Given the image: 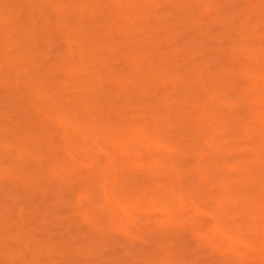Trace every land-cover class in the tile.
<instances>
[{"label":"rangeland","instance_id":"374dc122","mask_svg":"<svg viewBox=\"0 0 264 264\" xmlns=\"http://www.w3.org/2000/svg\"><path fill=\"white\" fill-rule=\"evenodd\" d=\"M143 1L144 0H128V1L127 0H17V1L16 0H0V62L2 63L0 66V77L1 75L2 77L4 75L8 76L7 77L8 82H6L7 84H3L0 81V115H1L0 116V145L1 143L3 144L2 147H0V168L4 167L5 165H7L5 167H8L9 165H11L10 167H8V169H6L8 172V175H10L9 177H7V174H5L6 173L5 171L3 172L2 168L0 169V174L1 175L3 174V176H1L0 178H3V177L7 178V180L3 179L5 183L1 182L2 180L0 181V183H3L0 185V203H2V205H0L1 206L0 207V235L1 233H2L1 236L4 235L1 230L3 231L5 230L4 233L5 235L7 234L6 238L9 237L11 234L20 235L19 234L20 232L19 233L17 232L23 227H24L23 228L24 230H28V229L30 230V231H27L28 233L30 232V235H29V238H27L26 240L27 243L25 242L28 245V246L26 245V248H25L24 243H20L19 240H17L19 241L18 242L19 244L17 243L14 244V239H10L12 236H10V238L7 239L8 241L11 240L10 241L11 243L10 242L7 243L6 241L5 244L2 245V246H5L6 248L3 247L4 248L3 249L2 246H0L2 248V250L0 251V256H1L0 264H28L27 262L28 258L31 260V263L29 260L30 264H157V263L160 264L161 262L160 259H162L161 264H175V261L177 259H179L180 261V259L184 260L185 258H191L195 256L196 252H198L197 250L198 247L190 244L189 243L190 239L186 241L187 237L186 238L183 237L184 235L189 236L192 233L189 231V229H185L184 226H181V228H178L175 232V234L179 237L178 240H180L178 243H180L182 249H184V252L182 251L181 253H178V254L171 253L170 255L168 254L166 255L161 250L160 247L156 246L157 242L152 243L150 241H147L148 240L147 238L150 237L152 233L156 232L157 230H160L163 232V233L160 232L161 234L159 235L160 241L162 242L164 241V244H165L166 239H169V238H166V234L164 233L165 229L160 228L161 222H166L167 220L163 218V215H162V212L164 211L163 205H160L161 202L159 203V201L158 203L156 201L155 205L150 204V203L148 204L147 202L151 201L150 197L153 198L154 195L156 197L158 195L162 197L163 188H164V192H167V190L169 191V189L167 188L168 186L165 185L166 186L165 187L163 184L167 182L168 176L169 177L175 176L174 174H170L172 170L168 172L171 169V168L170 169L168 168L172 166L171 164H178L180 165V168L184 167V165H185V168H187L188 165L190 166L197 165L196 164L197 162L194 160V158L191 156L190 152L188 151L189 150L187 148L188 144L190 146V144L192 143L191 145H193L194 148H196L198 144L201 145V143H202V146H204L203 144H205L204 142L207 137H208V140L209 139L212 140V138H214L215 136L216 139L214 138L213 143H215L218 146L225 144L224 146L223 145L220 146L222 147V150L225 147L227 148L235 147V148L241 149L243 146H245L243 141L239 140L237 136H235L236 138H234L232 135L236 131L237 128L241 130L243 128V125H245L248 129H250V131L251 130L253 131L256 128L257 132L255 131L254 138L256 137V133L263 132L261 131V129L264 130L263 128L264 127V118H263L264 112L262 113L261 111H264L263 109L264 107V104H263L264 103V86H263L264 83L263 82L264 81L259 80V79L258 80L255 79L254 84L250 85V87H248L249 90L246 89L247 92L245 93V97L247 98L246 106L248 110H250L251 112L244 113V111H241L239 121L237 120L235 121L234 119H226L223 121V122L226 121L225 123H228L226 125H229L232 128L235 125L234 127L235 130L233 129L234 132H232L233 130H231L230 132L231 134L228 131H225L224 133L222 132L223 134L222 133L218 135L214 134V136H212V134L210 133L212 132L214 126L210 127V129L212 128L211 132L209 131L210 133H208L207 129H204L202 127L203 129H200V131L196 130L195 133L194 131H192V133L187 132L186 134H184L185 132L182 131V129L180 128V125L174 122H177L175 117L179 115L177 114V111L179 113L185 112L184 114L186 116L194 120L193 118L202 115L201 114L203 112L202 109L206 107L207 103L209 104L211 103L210 105L212 107H218L221 110L222 114L224 115L227 114L228 111L231 109L228 107H224L225 103L222 102L221 99L224 97L223 99H225L226 103H234L237 90L239 89L236 87H240L241 85L244 86L245 84H247V83L242 82L244 79H236V77H234V75H237L240 73L241 71L239 69L240 67L241 69L243 68L244 71L246 70V72H249L250 74L252 72L254 73L253 70H255V73L257 71L256 75L254 74L256 78H258L261 74H263L264 76V57H263L264 55V52H263L264 51V26H263L264 25V22H263L264 21V6L259 7L258 2L260 3L261 0L260 1L259 0H238L239 2L238 5H237L238 2L234 0L235 5H236L234 9L237 8L238 6V8L235 9V11L239 10L241 13L236 14L237 18L236 17H235L236 19L234 18L235 24H232L234 25V27H231L230 24L227 25L226 22L229 21L228 19L232 15V12H231L232 6H230V4L232 3L233 0H230L231 1L230 3L227 2L228 0H158L157 2L155 1L153 5L151 3V7L148 6L150 8L146 6L148 3L147 4L145 3L146 5L145 4L143 5V7L146 6L145 8L147 9L145 11L147 12L146 14L143 13L144 10L141 9L142 7L140 8V5L142 4ZM90 2H94L93 6H91ZM180 2L183 6L182 7L183 11L184 10L187 11L186 13H183L182 15L180 13L181 10L177 11L174 9V7L178 8ZM118 3L121 6H117L116 4ZM89 4L91 7L87 8L86 6H89ZM95 4L97 5V7ZM99 4H101L100 5L101 7L104 6L103 13L105 16H103V13H101L100 11L98 12L99 7H100ZM262 4L263 3H261L260 6ZM94 5L97 9L94 8ZM207 5H209V7ZM180 6H179V9H182L180 8ZM43 7H46L47 9L44 8V11L40 12L43 9ZM101 7H100V10H102ZM204 7L206 8L208 7V9ZM131 9H134V10L136 9L135 14H134V10H133V13H131L132 12ZM137 9L141 10V13H139ZM254 9H257V10H254ZM45 10L47 11L45 12ZM128 10L131 12H129ZM108 12L111 14L109 15ZM120 12L126 13L124 15V18H120L121 16V15L119 16ZM19 13H20V16H19ZM30 13L32 15H30ZM187 13L190 14L188 15V17H190V19L188 18L190 22H192V20L194 19L193 21L196 23L195 25V23L193 22L194 27L187 23L188 20L187 21L186 19L184 20ZM140 14H143V15L140 16ZM233 14H235V12H233ZM110 17H113L112 20L114 19L115 20L117 19V20L116 21L114 20L115 21L114 22L111 20ZM139 17L141 18L139 19ZM232 18H230V20ZM242 22L243 24H245V26L241 25ZM28 25H31V28L30 26L27 27ZM26 28L30 30V32L26 30L28 32L27 37L29 38H28V41L25 43L29 45L28 47L30 48L28 49L27 47L26 48L24 47L25 43L23 42L25 40L24 37L26 33L24 34V31ZM44 28L46 29L44 30ZM85 29H88V30L90 29L89 32H91V35L92 34L93 35L95 34V35L90 37L89 32L88 31L86 32ZM91 29L93 31H91ZM84 30L86 33H88L90 38H93L94 41H98V42L92 43L93 40L89 41L90 39L87 37L88 35L86 34V37L84 35L85 33ZM49 31L50 33H48ZM80 31L82 35L84 36L80 34ZM42 34L43 36H46V34L49 36L50 34V36L48 37L49 39H47V37H44L46 38L45 40L43 36L41 37ZM33 35H36V36H34L33 38ZM20 39H22V42L20 41ZM83 39H85V41ZM244 39H245V42H244ZM16 40H19L22 44L20 42H19L20 44H16L18 43ZM248 40L253 41L254 44L252 42H249ZM87 42H88V45L90 44L89 47L87 45ZM248 42L250 44L252 43L255 46V49H253L255 51H257L256 49L260 50L261 48H263V50L261 49L260 51L258 50L259 52L257 51L260 56L258 55V53H256L257 57H255V59L257 58L259 60L260 58L259 62H257V59L256 61L254 60L253 57L255 54H251L249 52L250 48L248 44L246 46H248L249 49L246 50L245 48L246 46L244 47V44ZM134 43H136V47H134L135 46ZM94 44L95 46H93ZM253 45H251V47H254ZM10 46L12 48L11 50H9L10 52L7 53L6 50L10 49ZM236 47L239 48L238 51ZM245 50L247 51L248 54H243ZM253 50L250 49L251 52ZM146 51H147V54L149 53L148 55L146 54L149 57V59L151 61L153 60L152 64H149L148 62L150 60L147 57H145ZM253 53L255 52L253 51ZM127 54H128V57H126ZM130 54L133 55L132 58L129 57L131 56ZM250 55H253V57L250 58ZM134 56L137 59V60L135 59L136 63H132L133 65L129 66L128 61H130L131 59H134L135 58ZM161 57L162 58L165 57L163 59L164 66L161 65L162 68L164 67V69H162L161 66H159V68L163 70L162 72L165 75L160 76L161 72L159 73V72L154 71V74H156L154 78L153 75L151 76V74L149 75V73L152 72L153 68L154 69L157 68L155 67L156 65H154L153 63L157 64L158 62V64L160 65L159 62L162 60ZM31 59L33 60L35 59L34 62ZM69 59H70V62L67 63ZM165 59L167 60V62L165 61ZM210 59L213 61L215 59V61L213 62ZM71 60H72V63H71ZM7 61H8V64H6ZM208 61H211L212 64L211 62H208ZM233 61L236 63V64L234 63L236 66L234 64L231 65ZM253 61L255 62V64L253 63ZM63 62H65L64 63L65 66L63 65L64 67L63 66L61 67V63L63 64ZM31 63H33V65ZM148 64L154 66V67L150 66L149 68H151V70L148 68L149 71L147 69V66H149ZM222 64L224 65L227 64L228 65L227 68L229 69V71H231L230 73L229 72L226 73V74H230L227 76L228 78L226 77V75L219 76L218 78H217L218 75L216 77L214 75V78L211 79L210 77L212 75L210 74V72L212 74H218V73H215L214 70L216 71L220 69L221 71L222 70L221 67L224 66V65L222 66ZM241 64H243V66ZM218 65L221 67H219ZM198 66L199 67L202 66L204 70H206L207 72L204 71L205 73L204 74L203 72H201L202 69L201 70L198 69ZM224 68L226 70L225 66ZM250 68L252 71L250 70ZM108 69H111V71L115 73V75L110 74L109 76L110 80L109 78H107L108 76L105 75L106 73H108L107 72ZM161 70H157V71H161ZM145 73H147V75H145ZM157 73H159L160 75L158 74L157 76ZM222 73L225 74L223 71H221V73L219 74L222 75ZM148 75L153 77V79L151 77H146ZM169 75H171V77H174L173 81L169 80L171 79ZM224 76L227 79H225ZM119 77H123L124 79H122V81L120 80V82L118 83ZM167 77H170L168 81H167ZM38 78H40L39 81H37ZM221 78L223 80H221ZM165 79L168 83L165 81H162ZM27 80L30 83H31V80H33L31 84L32 85L31 87H33V91L31 90L32 88L30 89V83L28 85ZM48 80L51 81L52 83H50ZM195 80H196V83H195ZM214 80H215V85L216 86L218 85L216 88L213 87ZM45 82L46 84L44 85L43 83ZM216 82H218L219 84ZM224 82L226 84L228 82L230 85L227 84V86L224 87V85H222ZM234 82H235L234 85L236 87L234 86L235 88H231L233 87L231 86V84H233ZM135 84L137 86L139 84L140 87H137ZM165 84L166 85L168 84V85L166 86ZM94 85H95V89L97 88L96 89L97 93H93L95 91V89L92 88L94 87ZM43 86L45 87L48 86L46 87V91L43 89L44 88ZM56 86L59 90L55 88ZM219 86H223L222 87L223 89H219ZM59 87H62V88H59ZM134 87L144 89L143 92L145 94L144 95L141 94L142 96L137 95V97L136 95L134 96V94H137V92H135L136 90L134 91L135 89ZM17 89L23 90V91L22 90L19 91V93L22 92L20 93L21 95L19 93H17L18 96L12 95V92L14 90L18 92ZM52 89H57V91L56 90L52 91ZM156 89L158 90L160 89V91ZM240 89L242 90L243 87ZM10 90L12 92H9ZM38 91L40 92V96H42V94H45L48 96L49 94V98L51 97L52 98L51 100H53V102H60L62 104L64 111H66L67 109H72L73 110L72 113L74 115H77L76 119H73V120H76V122L73 121V123H77L78 121L79 123H81L80 126H86L87 124L92 125L93 123L92 117L98 116L99 117L98 120L101 121V123L105 124V126L104 125L102 126L104 127L103 129H107L109 127L107 129V131H109V129L112 130L116 126L117 131L114 130L116 132L114 135L116 137V138L114 137V143L118 141L119 142V143L117 142L119 144L118 147L115 150H112L113 142H111V140L108 141L109 138L108 140H106L107 138L103 136L91 135L90 137L92 138L89 137V139L86 140V137L84 135L85 133L84 134L80 133L77 139H74L70 135L73 141L76 140L79 143H81L80 147L78 148L74 147L75 149H73L71 153L69 151L65 152V149H64L65 142L67 144V141L71 139L69 138V140L63 141L64 139L61 134L63 130L67 132L68 134L69 133L68 131L70 130H67V129H70V128H67V126H65V128L63 129L64 124L62 125L60 123L61 120L56 118V115H55L56 113L54 112L52 107L49 105V103H46L47 101L46 99L42 98L45 102L40 101L39 103V101H37V97L35 93ZM145 91L146 92L156 91L155 92L156 95L151 93L152 95L150 94L151 97L149 98V96L146 95ZM42 92H45V93H42ZM219 92L222 94H219ZM240 92L238 91V93ZM258 92H259V96H258ZM114 93H118L117 94L118 98L120 96L119 95L120 93L121 97L119 99L122 98L121 101L123 102L124 100L126 101V103L119 102L118 104L116 103L117 105H115L114 99H111L108 101L112 102L114 100L112 103L117 108L118 106H120L119 108H122L121 107L122 105L120 103H122L123 105L126 104L125 106H127L126 107L127 110L122 108L123 110H125V112H123L122 109H120L119 112L118 111L116 112L115 110H117V108L114 106H112V108L114 107L115 109V110L112 109V111L114 112L109 111V109L107 108L109 104L105 103L104 100L107 101V99L112 98L111 95H113V98H115L117 95L115 96ZM219 95L222 98H220ZM132 96H133V99H132ZM211 96H213L214 98L211 99L210 98ZM14 97H18L16 101ZM125 98L127 99L129 98V100L127 99L125 100ZM130 99H132V101ZM129 101L131 103H128ZM151 101L152 102L154 101V102L150 103ZM167 103L173 104V106L175 105L173 107L174 109L173 111L176 112V114H173V118L170 120L166 119V116H164L166 114H169V110L165 109ZM39 105L40 106L42 105V108L46 110V115L42 118L37 113V107ZM84 105H89L95 108H97L98 106L101 108L104 105L103 107H106V108L102 110L101 109L96 110L95 115L92 116L89 112L83 109ZM111 105L112 104L110 103L109 107H111ZM65 107H67V109ZM49 108H51L53 111H50ZM148 110L150 114L148 113ZM151 110L152 111L154 110L153 113L155 117L151 114L150 112ZM120 111H122L123 114L120 113ZM60 115H62V113ZM150 116L152 118H149ZM32 122L34 123L32 124ZM115 122L117 123L118 126L115 125ZM235 123L238 125H236ZM113 124H114V127H111V125ZM172 125L174 128L172 127ZM76 126H78V124H76ZM155 127H156V130H155ZM170 127L173 129H170ZM168 128L172 131L170 130L168 131L167 130ZM2 129L5 131L2 132ZM140 129H142V131L145 130L144 133L154 132L155 136L153 134H149V136L150 135L153 136L152 139L153 140L156 139L157 140L156 144L160 145V146H157L159 147L158 150H153L150 153L148 152L149 154L148 156L145 155L147 154L146 153L147 151L145 152L144 150L145 154L143 153L144 156L142 155L143 161L141 159H140L141 161L140 160L138 161V157L135 155L136 151L138 150L137 149L138 147L136 146L137 143H134L135 142L134 139L136 137L135 138L133 137V134L138 133L139 135V133L141 132ZM148 129H150V131ZM159 130L161 133H158ZM239 130H237V134L240 133ZM65 132L64 134H66ZM29 133H31L30 134L31 136H29ZM36 133H39V134L37 135ZM36 135L37 136L40 135L41 141H39V139H36L37 137ZM147 135L148 134H146L145 136ZM2 140L3 142H1ZM112 140H113V136H112ZM35 141L37 142L35 143ZM223 141L225 142L223 143ZM166 142L168 144L170 143V145H173L172 148H177L178 150L182 149V151H184V155L186 153L187 157L191 156L190 159L188 158L187 161L184 160L183 163L185 164L182 166L183 158H185L186 156L183 158L180 156L183 154V152L182 154H179V153L177 154L176 152L172 154H168L167 151L163 152L164 151L163 145L165 146L167 144ZM228 142L230 143L228 144ZM37 143L40 144V147H39V144ZM70 144L74 146L76 145L79 146V144H77L76 142L74 143L71 142ZM91 146L92 148L94 146L93 153L92 151H90L92 154L87 155V151L90 149ZM211 153L212 154L210 155V157L212 156L211 159L213 160L216 156L217 157L219 156V155H216L214 157L213 153L215 154V151ZM221 154H223L222 157L226 155L224 153H221ZM51 157H54V159H52ZM210 157H207V160L203 163L204 166L203 165L201 166V168L204 169L205 174L206 172L210 171L209 169L210 167L208 166L209 164L211 165V163H209ZM226 157L227 156L221 159V155H220L218 158L219 160L220 159L228 160L226 159ZM246 157L247 159H251V162H253L254 158H252L253 157L252 153L247 154ZM146 158L149 160L148 162H150L151 167L148 165L146 166L145 164L147 161ZM227 158H229V156ZM238 158L233 157L232 162H235V161L237 162L238 160L243 159V158H239V159ZM39 159L44 161V163H42L40 166L38 164ZM48 159L49 161L53 160L52 163L58 166L57 167L55 165L57 167L58 172L66 170L65 169L66 164L63 166L64 164L63 162L67 161L68 164H72L70 172L73 173V170L79 171V172L81 171V173H85V174L87 173V175L100 173L101 172V170L99 169L100 165L105 164L106 163L105 161L108 159L111 160L113 164L115 165L116 163L117 164L126 163V167L128 166V168L124 169L125 170L124 176L125 178L126 176L127 178L130 177L129 182L131 186L129 185V183H127L128 181L126 182L124 181L125 182L124 185L127 184L130 186V187L125 186L126 188L125 190H127L128 188L130 189L132 187L135 188V190L136 189L139 190V187H140V191H141L142 189L144 190L143 184L146 183L147 185L146 187H148L145 189L146 192L144 191L145 192L144 194L146 195L145 196L144 194L141 195L144 198V200L142 199V197H141L142 200L141 199L139 200H140V203L142 201V204L148 205L147 207L144 205V208L145 207L147 208V209L145 208L146 209L145 212H154V219L153 218L148 219L146 220V222L140 223L137 220L138 217L135 215L138 213H141V209H138L136 211L134 210L135 212H138V213H135L133 211L131 212L130 209H128L127 211L125 206L122 209L118 208L116 210H113V208L109 206V207H106L104 210L103 208H100L99 206V203L101 202L100 200L95 201L93 199V201L90 202V200H88L90 195L93 196L96 193H99V195L102 196V192L104 191L105 186L102 187L101 184L107 185V182H105V179L101 180L100 182L96 180L93 182H90V181L82 182V180L79 179L81 177V173L79 172L76 174H72L70 177H69L70 175L69 174L68 175L69 178L67 179L61 176L60 179L64 178L65 184L64 182L62 184L60 180L58 181L55 180L58 182V184L61 183L62 185H59L58 186L59 188H58L57 182H56L54 185H52L53 186L52 189L55 192L59 190L58 194H60L61 196H59L58 194L57 195L58 197H60V199L63 202L62 204L60 203V201H58L57 204L60 203L62 204V206H56V203H54L52 198L50 197L52 194L50 195V191H47L50 187L49 186L50 182L48 180V177L49 178L53 177V174H55L54 172L56 170L55 169L54 171H50L51 165H48L49 164V162L47 161ZM12 160H14L13 166L12 164L9 163ZM41 160H40V163L42 162ZM73 161L75 162L73 163ZM127 163L133 164L135 167H138L137 165L140 163V165L144 168L143 170L138 171L136 174H134L136 175L134 176L131 173L129 164ZM160 163H162L161 166H160ZM164 163L165 165H163ZM152 164H154V166ZM27 166L30 169L32 168V170L33 168L40 169L41 167L43 172H39L40 175L39 174L37 175L34 173V170L32 172L30 171V174H32V177L29 176L30 180L28 179L29 180L28 182H24V183L22 182L23 185L22 187H20V185H18L17 182L19 181L18 179L21 176L20 175L21 172L25 170ZM152 167H153V170L156 169L158 171L159 169L160 170L159 173L157 172L158 174H155V172L152 171L154 172V175L152 177L151 175L146 176V178H144V176L142 177V175H144V172L149 169L152 170ZM15 168L16 170L18 169L17 170L18 172L20 171L19 174L15 173L16 172V170H14ZM256 168H257V165H255V167L253 166L251 170L255 171ZM11 171L12 173H15L13 174V177H12V173L10 174ZM250 171H247L248 175ZM25 172L26 170L22 172L23 173L22 176H24ZM63 172L61 173L64 175ZM118 172H121L120 169L118 170ZM78 174L80 175L77 177L76 175ZM128 174H129V177H128ZM138 174H141V175H138ZM250 174L254 175L253 173H250ZM15 175L19 176L17 177L18 179L16 178L17 181L14 179ZM203 175L204 174H202V176ZM208 175L210 177V173ZM131 176H133L134 179L131 178ZM55 177H56V174H55ZM8 178L11 181H9ZM23 178L25 179L26 177H23ZM23 178L20 181L22 180L25 181ZM196 178L193 179L192 177L190 180H187L186 183L188 184L189 182V184L184 186L185 188L188 187L189 191L188 189L186 190L184 188L187 192L190 193L191 190L193 189H195V192L198 190L204 191L205 189H207V190L214 191L215 194L219 193L217 192L218 189L216 190L214 188L212 190V187H211L212 182L211 181L209 182V180L212 178H210L209 180L207 178H201L203 179L202 181H200L201 179L199 180ZM12 179H14L13 183H12ZM174 179H170V181H173ZM175 180L177 181V178ZM196 180H198L199 182ZM147 181L148 182L152 181L153 183L151 182V184L148 185ZM159 182H162L161 184L164 186L161 190V193H158L160 191L157 192V190H159L158 189L159 187L158 185L160 184ZM194 182H198V184L202 182L205 185L202 184V186L201 185L198 186V184ZM9 184L15 185L16 189L13 190L12 188L13 185L9 186ZM119 184H120L119 180H118V183H115V184L110 185V183H108L107 188L112 187L110 188L112 190V189H115L117 185L119 186ZM171 184H168V185H171ZM142 185H143V188L141 187ZM162 185L160 186L162 187ZM172 186L174 187V185H171V187ZM205 186L209 188H206ZM8 187H11L12 189L11 192H10L11 189L9 190ZM18 187H20V189H18ZM149 187H152V189H150ZM6 188L9 190L7 191L8 194H6L7 193ZM3 189H5V191ZM123 189L124 187L122 188V190ZM77 190H79L80 192L82 190V192L79 194L77 193ZM125 190H124V193H126ZM138 190H136L135 193L133 194L132 192L133 190L131 189L130 190L131 192L129 191L128 194L129 195L133 194L134 195L133 198L136 199V197L138 196L136 192H139ZM148 190L149 191L151 190L152 193L155 191V194H152L153 196H151V192H149ZM207 190L204 192L202 191L205 194H201V197L203 195V198H205V200H202L203 198L198 199V202L200 200V203H201L200 208H203V211L205 212H206L205 208L208 209L207 207L210 208L213 205V200H210L211 198H209L210 204L204 203V201H206V203L208 201V198L206 199L205 196L206 195L207 197L208 195L209 197L215 196V194H213L214 192L210 193L209 191L208 193ZM218 191H221V190L219 189ZM44 192L49 193V195L45 194ZM193 193L194 191H192V194ZM221 193L223 196V192ZM76 195L77 196L81 195V197L79 196L80 199H78ZM166 195L168 194L164 193L163 197L164 199L167 198L165 200L168 201L171 197H169L168 199V196ZM131 196L132 195H130V197ZM169 196L171 195L169 194ZM54 197L55 196H53V198ZM58 197L57 199L59 200ZM30 198H33L35 200H33L32 202ZM184 198H187V197H184ZM187 199H189V197ZM185 200L186 199H184L183 203L188 205L189 201L187 200L188 201L187 203V201ZM3 204L5 205L8 204V205L5 208L4 207L5 205ZM30 204L32 206H30ZM216 204H217V201H216ZM33 207L35 208V210L33 209ZM212 207H214V205ZM221 208H219V211L223 209ZM211 209L212 208L208 209L207 211H210ZM36 210L37 212H34ZM125 211L130 217L126 215V213H124ZM31 212H34V213H31ZM96 212H99L100 215H103L101 219L105 218L104 215H106V213H109V212L112 213L111 217H113L114 215H117V216L115 217V220L113 218V220L111 221L108 220L110 218L109 217L107 220L110 221V223H107L108 221H106V218L104 220L102 219L103 220L102 225H99L97 223L98 221L95 220ZM181 212L184 213L183 211ZM244 212L245 211H243V213ZM10 213L13 216H11ZM263 213H264V210H263ZM74 214L76 215L78 214L82 216V221L81 220L80 221L81 223H84V225L81 224L80 222L78 223H80L81 225L77 223H76L77 225H75V226L80 225L81 229L79 226L77 228L70 226L71 228H69V225H70L69 218L70 217L72 218ZM200 215L201 214H199L198 217ZM10 216L13 219H9ZM84 216L86 217V219L84 218ZM188 216H190V214ZM75 217L73 218L75 219ZM195 217H197L196 214L194 218ZM17 221H18V224H17ZM244 224L241 223L242 227ZM259 225L261 224L259 223ZM17 226L20 228H18ZM15 227H17L18 229H16ZM26 227L28 229H25ZM120 227L123 229L125 228V230L130 233V238L132 239V241L129 242V240H126V238L122 239L121 238L122 236L118 237L119 236L118 229H120ZM242 227H241L240 232H242V234H245L246 229L245 228L243 229ZM73 233L80 237L79 239V237L77 236L78 242L82 241L83 244L89 243V245L91 243V246L92 245L95 246L98 244L97 248L96 246L94 247L96 248V250L94 249L92 252L89 251L90 253L85 252L87 254H84V252L81 251V256L79 255L80 252H78L79 251L78 250L76 251V253L78 252L79 254L76 255L74 252L75 250L74 248H76L77 246L74 245L73 243H70L71 241H69L70 246L69 244L67 245L68 240H70L68 236H70L69 234H73ZM248 233L249 232L247 231V237L249 236ZM24 235L27 236L28 234L25 233ZM48 237L50 239H47ZM111 237H114V238L117 237L118 239H121L120 241H118L120 247L119 248L117 247L116 250L114 249L115 253L113 252L114 251L113 248L106 246L107 244L108 246H110L109 243H111V240L113 239V238L111 239ZM193 238L198 239L196 238V236H193ZM2 239H5V238H2ZM66 239L68 240L66 241ZM3 241L2 242L0 241L1 244L3 243ZM38 241L45 242L46 244L54 241L55 243H57L56 246L61 242L60 243L61 245L59 244L60 246L58 245V247H54L55 244L54 246L51 245L52 247H54L51 251H49L50 249L45 250V247H44V250H41L43 249L41 247L40 249L38 248L39 250H37L36 252L32 254L33 246L35 247V249L39 247L37 245ZM129 243H130L129 246L131 247L129 250H126L125 245ZM23 245L24 247H22ZM51 246H48V247L52 248ZM103 247H105V249ZM258 247L260 248L259 250L262 253H264L263 252L264 246L263 248H261L262 246L261 247L258 246ZM28 248H30V250H28ZM110 248L113 251H111ZM10 249H13L14 252L12 253L9 252L7 255L6 252L7 250H10ZM231 249L233 248L231 247ZM243 249L245 248H242V252L247 251L246 250L247 248L244 251ZM61 250H62V253H59ZM247 252H244V253H247ZM252 252H254V249L252 250ZM259 252L255 251V253H259ZM101 253H103L104 256ZM255 253H252V254L256 255ZM2 255H5V256L2 257ZM258 255H259L258 257L259 259L257 258ZM118 257H122L121 263L120 262L115 263ZM263 257H264V254H257L256 255L257 260L255 259V256L253 260L254 259H255L254 261L261 260V264H264V262L262 263L263 260L260 259ZM256 264H259V263L256 262Z\"/></svg>","mask_w":264,"mask_h":264},{"label":"bare ground","instance_id":"6f19581e","mask_svg":"<svg viewBox=\"0 0 264 264\" xmlns=\"http://www.w3.org/2000/svg\"><path fill=\"white\" fill-rule=\"evenodd\" d=\"M17 1V0H16ZM128 1V0H127ZM155 1L157 2L158 0H144L143 2H142V4L140 5V8L142 9V10H144L143 11V13L144 14H146L147 12H145L147 9L145 8L146 6L148 7V6H150L151 7V3H152V5H153V3H155ZM235 1H237L238 2V0H235ZM235 1L233 0L232 1V3L230 4V6H232L231 8H232V10H231V12H232V15L234 16H232L231 15V17L230 18H232L231 20H230V18L228 19L229 21L228 22H226L227 23V25L228 24H230V26L231 27H234V25H232V24H235L234 23V20L237 18V15L236 14H240L241 12L239 11V10H237V11H235V9H237L238 8V6H237V8H235L234 9V7H236V5H235ZM260 1V0H259ZM228 3H230L231 1L230 0H228L227 1ZM236 2V3H237ZM91 3V6H93V3L94 2H90ZM147 5H146V4ZM234 3V4H233ZM261 3H263L261 6H260V4ZM88 4V3H87ZM86 4V5H87ZM122 4V3H121ZM146 5V6H144L143 7V5ZM239 4V2L237 3V5ZM258 4H259V7H263L264 6V0H261L260 1V3L258 2ZM48 5H50V4H48ZM73 5V4H72ZM96 5V4H95ZM95 5H94V8H96L97 7V5H96V7H95ZM101 4H99V6H100ZM117 6H121V5H119V3L118 4H116ZM181 5V6H180ZM71 6V5H70ZM90 6V4H89V6H86L87 8H90L91 7ZM179 6H180V8H182L183 6H182V4H181V2H180V4H179ZM179 6H178V8H175L174 6V9L175 10H177V11H180V13H181V15L183 14V13H186L187 11H183V8L182 9H179ZM208 7H209V5H207ZM101 7V6H100ZM100 7H99V10H98V12L100 11L101 13H103L104 12V6L103 7H101V9L102 10H100ZM150 7H148V8H150ZM208 7L206 8V7H204V8H206V9H208ZM44 8L45 9H47L46 7H43V9L40 11V12H43L44 11ZM105 8H106V6H105ZM135 8V7H134ZM145 8V9H144ZM97 9V8H96ZM179 9V10H178ZM92 10V9H91ZM94 10V9H93ZM130 10V9H129ZM128 10V11H129ZM133 10L134 9H131V11H129V12H131V13H133ZM136 10V9H135ZM135 10H134V14H135ZM138 10V12L139 13H141V10H139V9H137ZM205 10V9H204ZM234 10V11H233ZM245 10V9H244ZM254 10H257V9H254ZM47 10H45V12H46ZM248 11V10H247ZM137 12V11H136ZM137 12V13H138ZM233 12H235V14H233ZM237 12V13H236ZM239 12V13H238ZM138 13V14H139ZM190 13V12H189ZM192 13V12H191ZM108 14L110 15L111 13H109L108 12ZM126 13L125 12H120V14H119V16H120V18H124V15H125ZM29 15V14H28ZM30 15H32L31 13H30ZM141 15H143V14H140V16ZM188 15H190V14H186V17L184 18V20L186 19V21H187V23L189 24V25H192L193 26V20H192V18H191V20H192V22H190V17H188ZM18 16V15H17ZM19 16H20V13H19ZM103 16H105L104 15V13H103ZM123 16V17H122ZM139 16V15H138ZM244 16V15H243ZM30 17V16H29ZM144 17V16H143ZM143 17H142V19H143ZM236 17V18H235ZM111 18V20L113 19V17H110ZM141 17H139V19H140ZM189 18V19H188ZM235 18V19H234ZM110 20V19H109ZM115 20V19H114ZM114 20H112V21H114ZM117 20V19H116ZM115 20V21H116ZM233 20V21H232ZM20 21H21V19H20ZM19 21V22H20ZM111 21V22H112ZM114 21V22H115ZM142 21V20H141ZM231 21V22H230ZM110 22V23H111ZM236 22V21H235ZM244 22V21H243ZM243 22H242V24L241 25H244L245 26V24H243ZM264 22V21H263ZM190 23H192V24H190ZM195 23V22H194ZM245 23V22H244ZM195 25H196V23H195ZM240 25V26H241ZM30 26V28H31V25H28L27 27H29ZM243 26V27H244ZM264 26V25H263ZM194 27V26H193ZM46 28H44V30H45ZM26 30H28L27 28L25 29V31H24V34L26 33V35H25V37H24V43L25 42H27L28 41V38L29 37H27L28 36V32L26 31ZM86 30V32L88 31H90V29L88 30V29H85ZM85 30H84V32H85ZM127 30V29H126ZM138 30V29H137ZM29 32H30V30H28ZM83 31V30H82ZM91 31H93L92 29H91ZM135 31V30H134ZM69 32V31H68ZM84 33V35H85V37H86V34L88 35V33ZM138 32V31H137ZM48 33H50V31L48 32ZM47 33V34H48ZM70 33V32H69ZM127 33H128V31H127ZM30 34V33H29ZM33 34V33H32ZM46 34V36H43V34L41 35V37L43 36V38L44 37H47V39H49L48 37L50 36V34H49V36ZM80 34L82 35V33H81V31H80ZM89 34H90V37L91 36H94L93 34L91 35V32H89ZM222 34V33H221ZM84 35H82V36H84ZM34 36H36V35H33V38H34ZM81 36V37H82ZM221 36V35H220ZM90 40L89 41H92L93 40V42L92 43H94V42H98V41H94V39L93 38H90L89 37V35L87 36ZM225 37V36H224ZM42 38V39H43ZM84 38V37H83ZM87 38V39H88ZM223 38V37H222ZM45 40H46V38H44ZM86 39V38H85ZM85 39H83L84 41H85ZM219 39H220V37H219ZM18 43H16V44H20L21 42H22V39H20V41L19 40H16ZM88 41V42H89ZM249 41V40H248ZM260 41V40H259ZM20 42V43H19ZM88 42H87V45H88ZM244 42H245V39H244ZM249 42H252L253 43V41H249ZM246 43V44H244V47L248 44V46H249V48L251 49V50H253V49H255V46L251 43ZM261 42V41H260ZM23 43V44H24ZM91 43V42H90ZM22 44V43H21ZM250 44V45H249ZM90 45V44H89ZM89 45H88V47H89ZM135 45V46H134ZM134 47H136V43H134ZM242 45V44H241ZM251 45H253L254 47H251ZM256 45V44H255ZM29 45L28 44H26L25 43V48L27 47V49L28 48H30V47H28ZM91 46H92V44H91ZM90 46V47H91ZM93 46H95V44L93 45ZM243 46V45H242ZM248 46H246L245 48H246V50L247 49H249L248 48ZM7 47V46H6ZM87 47V48H88ZM138 47V46H137ZM258 47V46H257ZM11 46H10V49H8V50H6L7 51V53L8 52H10L9 50H11ZM93 48V47H92ZM237 48V51L239 50V48L238 47H236ZM259 48V47H258ZM190 49V48H189ZM250 49H249V52L251 53V54H255L254 55V57H253V55H250V58L251 57H253L254 58V60L256 61V59H255V57H257L256 55V53H258L261 49L263 50V48H261L260 50L259 49H256L257 51H255V50H253L255 53H253V51L251 52L250 51ZM191 50V49H190ZM245 50V52L243 53V54H248L247 53V51ZM149 52V51H148ZM262 52V51H261ZM264 52V51H263ZM262 52V53H263ZM59 53H61V52H59ZM151 53V52H150ZM147 54V51H146V53H145V57H147L148 59H149V57L146 55ZM242 54V53H241ZM240 54V55H241ZM131 55V54H130ZM258 55H259V53H258ZM64 56V55H63ZM149 56H151V55H149ZM249 56V55H248ZM248 56H246V57H248ZM260 56V55H259ZM4 57V56H3ZM126 57H128V54L126 55ZM126 57H125V59H126ZM130 58H132L133 57V55H131V56H129ZM135 57V56H134ZM263 57H264V55H263ZM34 58V57H33ZM150 58H152V57H150ZM165 58V57H164ZM164 58H162L161 57V61L159 62L160 63V65L158 64V62H157V64H155V63H153L154 65H156L155 67H157V68H153L152 69V72L151 73H149V75L151 74V76L153 75V77L155 78V75L156 74H154V71H156V72H161V75L159 74V73H157V76H158V74L160 75V76H162V75H165L162 71L163 70H161L160 68H159V66H164ZM167 58V57H166ZM231 58V57H230ZM30 59V58H29ZM129 59V58H128ZM135 59H136V57L134 58V59H131L130 61H128V63H129V66L131 65H133L132 63H136V61H135ZM212 59V58H211ZM210 59V60H211ZM247 59H249V58H247ZM33 62H34V60L33 59H31ZM137 60V59H136ZM150 60V59H149ZM259 60H260V58H259ZM259 60L257 59V62H259ZM31 61V62H32ZM153 61V60H152ZM152 61L150 60L148 63L149 64H152ZM157 61V60H156ZM155 61V62H156ZM165 61L167 62V60L165 59ZM211 61H213V60H211ZM211 61H208V62H211ZM214 61H215V59H214ZM213 61V62H214ZM217 61V60H216ZM219 61V60H218ZM235 61V60H234ZM233 61V63H231V65H233L235 62ZM70 62V59L67 61V63H69ZM161 62H163V63H161ZM4 63V62H3ZM64 63L65 62H63V64L61 63V67L64 65ZM71 63H72V60H71ZM206 63H207V61H206ZM206 63H205V65H206ZM253 63L255 64V62L253 61ZM1 62H0V66H1ZM6 64H8V61L6 62ZM29 64H30V62H29ZM32 65H33V63H31ZM56 64V63H55ZM148 64V65H149ZM211 64H212V62H211ZM216 64V63H215ZM218 64V63H217ZM220 64V63H219ZM236 64V63H235ZM234 64V65H235ZM224 64H222V66H223ZM242 66H243V64H241ZM3 66V65H2ZM31 66V65H30ZM65 66V65H64ZM63 66V67H64ZM128 66V67H129ZM150 66H153V65H149V66H147V69L150 67ZM162 66H161V68H162ZM216 66V65H215ZM219 66V65H218ZM217 66V67H218ZM224 66L226 67V70H225V68H224ZM223 67H221V66H219V67H221V71H223L225 74H223L222 73V75H220L219 73H221V71H220V69L219 70H214V72L215 73H218V74H212L211 72H210V74L213 76H211L210 78L211 79H213L214 78V75H215V77L217 76V78L219 77V76H223V75H226V77L228 76V75H230V74H226L227 72H231V71H229V69L227 68L228 67V65L227 64H225ZM236 66V65H235ZM154 67V66H153ZM202 66H198V69H202V71L201 72H203L204 73V71L205 72H207L206 70H204V68L202 67ZM204 67H206V66H204ZM208 67V66H207ZM230 67V66H229ZM240 67V66H239ZM238 67V68H239ZM246 67V66H245ZM244 67V68H245ZM216 68V67H215ZM235 68V67H234ZM252 68V67H251ZM251 68H250V70H251ZM150 70H151V68H149ZM149 69H148V71H149ZM162 69H164V67L162 68ZM224 69V70H223ZM240 70V75L239 74H237V75H234V77H236V79H244L242 82L243 83H247V84H245L244 86H242L243 87V89L241 90L240 88H242L241 86L240 87H236L234 84H235V82L233 83V84H231V86H233V87H231V88H239L238 90H237V93H236V97H235V102L234 103H226L225 102V99H223L220 95V98H222L221 100H222V102H224L225 104H224V107H228V108H230L231 110H229L228 111V113L227 114H222V112H221V110L218 108V107H212L209 103H204V104H206V107L204 108V109H202L203 110V112L201 113L202 115H200V116H197V117H195V118H193L194 120H192L190 117H188V116H186L184 113L185 112H178L177 111V114H179V115H177L176 117H175V119L177 120V122H174V123H176V124H178V125H180V128L182 129V131L183 132H185L184 134H186L187 132H191L192 133V131H194V133H195V131L197 130H199L200 131V129H207V131H208V133H210L211 132V129H210V127H212V126H214L213 127V130H212V132L210 133V134H212V136H214V134L215 135H218V134H221L222 132L224 133L225 131H228L229 133L231 132V130H233L234 129V127H235V125L233 126V128L232 127H230L229 125H226V124H228V123H225V122H223L224 120H226V119H234L235 121L237 120V121H239V117H240V115H241V111H244V113H250L251 111L250 110H248V108H247V106H246V97H245V93L247 92V90L246 89H248L249 90V88L248 87H250V85H253L254 84V82H255V79H259V80H262V81H264V76H263V74H261L258 78H256L255 77V75H256V73H257V71H256V73H255V70H253L254 71V73L252 72L251 74L249 73V72H246V70L244 71L243 70V68L241 69V67L239 68ZM248 69V68H247ZM255 69V68H254ZM2 70V69H1ZM68 70V69H67ZM157 70H161V71H157ZM249 70V71H250ZM259 70V69H258ZM219 71V72H218ZM248 71V70H247ZM252 71V70H251ZM107 72L108 73H104L105 75H107L108 77L107 78H109V80H110V74H113V75H115V73L113 72V71H111V69H108L107 70ZM213 72V73H214ZM233 72V71H232ZM235 72V71H234ZM20 73V72H19ZM153 73V74H152ZM195 74V73H194ZM205 74V73H204ZM255 74V75H254ZM124 75V74H123ZM145 75H147V73H145ZM146 76V77H151V76ZM209 75V74H208ZM254 75V76H253ZM126 76V75H125ZM168 76V75H167ZM170 77H171V75H169ZM173 76V75H172ZM189 76H190V74H189ZM188 76V77H189ZM207 76V75H206ZM6 77V78H5ZM7 77L8 76H6V75H4L3 77H2V75H1V77H0V81L3 83V84H7L6 82H8L7 81ZM37 77V76H36ZM40 77V76H39ZM153 77H151L152 79H153ZM170 77H167V81H168V79L170 78ZM205 77V76H204ZM225 76H224V78L225 79H227ZM121 78V79H120ZM29 79V78H28ZM33 79H34V77H33ZM122 79H124L123 77H119V80H118V78H117V80H118V83L120 82V80L122 81ZM144 79V78H143ZM173 79H174V77H171V79H169V80H172L173 81ZM211 79H209V80H211ZM224 79V80H225ZM40 80V78H38V80L37 81H39ZM109 80H107V81H109ZM116 80V81H117ZM189 80H190V78H189ZM200 80V79H199ZM221 80H223L222 78H221ZM221 80H219V81H221ZM247 80V81H246ZM32 81L33 80H31V83L27 80V82H28V85H29V83H30V89L33 91V87H31L32 85ZM36 81V80H35ZM49 81V80H48ZM48 81H47V83H48ZM162 81H165V82H167L166 81V79L165 80H162ZM171 81V82H172ZM217 81V80H216ZM26 82V81H25ZM44 82V81H43ZM50 83H52L51 81H49ZM239 82V81H238ZM40 83V82H39ZM49 83V84H50ZM143 83V82H142ZM168 83V82H167ZM195 83H196V80H195ZM212 83V82H211ZM213 83H214V86L213 87H217L216 85H215V80L213 81ZM216 83H218V82H216ZM260 83V82H259ZM264 83V82H263ZM26 84V83H25ZM44 85L46 84V82L45 83H43ZM156 84V83H155ZM158 84V83H157ZM193 84V83H192ZM198 84V83H197ZM201 84V83H200ZM219 84V83H218ZM226 83L224 82L222 85H224V87L225 86H227V84H229L228 82H227V84L225 85ZM258 84V83H257ZM256 84V85H257ZM261 84V83H260ZM21 85V84H20ZM40 85H42V84H40ZM48 85V84H47ZM51 85H53V84H51ZM136 85V84H135ZM162 85V84H161ZM163 85H164V83H163ZM166 85V84H165ZM168 85V84H167ZM166 85V86H167ZM230 85V84H229ZM262 85V84H261ZM50 86V85H49ZM58 86V85H57ZM57 86L55 87V88H57ZM137 86V85H136ZM235 86V87H234ZM264 86V85H263ZM44 88V90L46 91V87H48V86H43ZM137 87H140V85L138 84V86ZM136 87V88H137ZM163 87H165V86H163ZM221 87V88H220ZM223 86H219V89H223L222 88ZM256 87V86H255ZM59 88H62V87H59ZM92 88H94L95 89V85H94V87H92ZM135 88V87H134ZM134 89V91L135 92H137V94H134V96L136 95V97H137V95L138 96H142L141 94H145L144 92H143V90L144 89H142V88H137V89ZM156 88V87H155ZM229 88H230V86H229ZM252 88V87H251ZM29 89V90H30ZM58 89V88H57ZM57 89H52V91L53 90H56L57 91ZM94 89H93V91H94ZM97 89V88H96ZM96 89H95V91L93 92V93H97L96 92ZM151 89V88H150ZM226 89H227V87H226ZM257 89V88H256ZM18 90V92L17 91H9V92H12V95H17L18 96V94L17 93H19V91L20 90H22V89H17ZM59 90V89H58ZM146 90V89H145ZM149 90V89H148ZM156 90H158V89H156ZM217 90H218V88H217ZM23 91V90H22ZM40 91V90H39ZM38 91V92H39ZM158 91H160V89L158 90ZM158 91H157V93H158ZM212 91V90H211ZM222 91V90H221ZM238 91L240 92V93H238ZM16 92V93H15ZM38 92H36L35 94H36V97H37V101H39V103H40V101H43V102H45L43 99H46L47 101H46V103H49V105L52 107V109L54 110V112L56 113L55 115H56V118L57 119H59V120H61L60 121V123L63 125V129L65 128V126H67V128H70V129H67V130H72L71 131V133H70V131H68L69 133V135L67 134V132H65L64 130H63V132H62V136H63V141H66V140H69V138L71 139V137H70V135L74 138V139H77V137L80 135V133H82V134H84L85 135V137H86V140H88L89 139V137L91 136V135H98V136H103V137H105V138H107L106 140H108V138H109V140L108 141H110L111 140V142H113L112 144H113V146H112V150H115L117 147H118V143L116 142V143H114V135H115V131L114 130H116V126L114 127V124L113 125H111V127H114V129H112V130H110L109 129V131H107V129L109 128L108 126V128L107 129H103L104 127H102L103 125L105 126V124H103V123H101V121H99L98 119H99V117L98 116H93V115H95V113H96V110H98V109H104V108H106V107H103L104 105H105V103H108L109 104V106H110V103L112 104L111 105V107H109L108 105H106V106H108L107 108L109 109V111H111V112H114V111H112V109H114V107H116V106H114L113 105V101L115 100V105H117L119 102H122L121 100H122V98L121 99H119L120 97H121V94L119 93V98H118V93H114V95L116 96H114L115 98H113V95H111V97L112 98H110V99H107V101L108 100H111V99H114L112 102H110V101H106V100H104L105 101V103H104V105L100 108L99 106L97 107V108H95V107H92V106H89V105H84V110L85 111H87V112H89L93 117H92V119H93V123L92 122H90V123H92V125H90V124H87L86 126H80V124L81 123H79L78 121H77V123H73V121H75L76 122V120H73V119H76V116L77 115H74L73 113H72V109H67V107H65L67 110L66 111H64L63 110V107H62V104L60 103V102H53V100H51L52 98L50 97L49 98V94H48V96L47 95H45V94H42V93H45V92H42L41 94H42V96H40V92L38 93ZM146 92V91H145ZM150 92V93H149ZM156 92V91H155ZM154 91H147L146 92V95H148L149 96V98L151 97L150 96V94L152 93V94H154V95H156V93H155ZM193 92V91H192ZM261 92V91H260ZM20 93H22V92H20ZM19 93V94H20ZM38 93V94H37ZM148 93V94H147ZM206 93V92H205ZM209 93V92H208ZM112 94V93H111ZM151 94V95H152ZM213 94V93H212ZM219 94H222V93H220L219 92ZM251 94V93H250ZM21 95V94H20ZM38 95V96H37ZM46 97H45V96ZM153 95V96H154ZM194 95V94H193ZM238 95V96H237ZM260 95H261V93H260ZM182 96V95H181ZM258 96H259V92H258ZM257 96V97H258ZM45 97V98H44ZM110 97V96H109ZM108 97V98H109ZM156 97V96H155ZM160 97V96H159ZM185 97V96H184ZM189 97V96H188ZM263 97V96H262ZM12 98H13V96H12ZM15 98V101L17 100V98L18 97H14ZM43 98V99H42ZM131 98V97H130ZM153 98V97H152ZM183 98V97H182ZM201 98V97H200ZM204 98V97H203ZM211 99H213L214 97L213 96H211L210 97ZM254 98H255V96H254ZM49 99V100H48ZM127 98H125V100H126ZM132 99H133V96H132ZM132 99H130L131 101H132ZM154 99V98H153ZM185 99V98H184ZM253 99V98H252ZM127 100H129V98L127 99ZM159 100V99H158ZM165 100V99H164ZM224 100V101H223ZM227 100V99H226ZM263 100V99H262ZM51 103H50V102ZM248 101V100H247ZM250 101V100H249ZM123 102L124 103H126V101H124L123 100ZM122 102V103H123ZM154 102V101H153ZM152 101L150 102V103H153ZM202 102V101H201ZM203 102H204V100H203ZM117 103V104H116ZM122 103H120L122 106V108L123 109H126V107L127 106H125L126 104H122ZM128 103H131L130 101L128 102ZM159 103V102H158ZM256 103H258V102H256ZM202 104V103H201ZM252 104V103H251ZM264 104V103H263ZM128 105V104H127ZM154 105H155V103H154ZM153 105V106H154ZM196 105V104H195ZM199 105V104H198ZM253 105V104H252ZM86 106V107H85ZM112 106H114L113 108H112ZM157 106V105H156ZM175 106V105H174ZM173 104H170V103H167L166 104V110L168 109L169 110V114H166V115H164V116H166V119H172L173 118V114H176V112H174L173 110ZM120 106H118V108H117V110H115L116 112L118 111L119 112V110L120 109H122V108H119ZM125 107V108H124ZM165 107V106H164ZM153 108V107H152ZM260 108V107H259ZM50 109V111H53L51 108H49ZM122 109V111L123 112H125V110H123ZM149 109H150V107H149ZM227 109V108H226ZM263 109H264V107H263ZM262 109V110H263ZM127 110V109H126ZM261 110V109H260ZM45 111V112H44ZM122 111H120V113H122ZM154 111V110H153ZM153 111L151 110L150 112H151V114L154 116V113H153ZM199 111V110H198ZM227 111V110H226ZM224 112V111H223ZM254 112V111H253ZM260 112V111H259ZM262 113L264 112V111H261ZM37 113L40 115V117L42 118V117H44L45 115H46V110H44V108H42V105L40 106H38L37 107ZM62 113V115H60ZM148 113H149V110H148ZM168 113V112H167ZM123 114V113H122ZM150 114V113H149ZM258 114V113H257ZM116 115V114H115ZM119 115V114H118ZM188 115V114H187ZM247 115V114H246ZM251 115V114H250ZM253 115V114H252ZM259 115H260V113H259ZM1 116V115H0ZM116 117V116H115ZM155 117V116H154ZM158 117V116H157ZM228 117V118H227ZM149 118H152L151 116L149 117ZM251 118V117H250ZM264 118V117H263ZM146 119V118H145ZM179 119V120H178ZM212 120V121H211ZM257 120H258V118H257ZM63 122V123H62ZM152 122V121H151ZM34 122H32V124H33ZM150 123V122H149ZM153 123V122H152ZM223 123H225V124H223ZM237 123V122H236ZM235 123V124H236ZM76 124H78V126H76ZM256 124V123H255ZM61 125V126H62ZM90 125V126H89ZM115 125H117V123L115 122ZM151 125V124H150ZM208 125V126H207ZM236 125H238V124H236ZM247 125V124H246ZM118 126V125H117ZM148 126V125H147ZM242 126V125H241ZM261 126H263V125H261ZM100 127H102V128H100ZM172 127H173V125H172ZM176 127V126H175ZM179 127V126H178ZM203 127V128H202ZM207 127V128H206ZM209 127V128H208ZM237 127V126H236ZM239 127H240V125H239ZM259 127V126H258ZM99 128V129H98ZM152 128V127H151ZM154 128V127H153ZM174 128V127H173ZM173 128H171L170 127V129H173ZM264 128V127H263ZM118 129V128H117ZM143 129V128H142ZM142 129H140L141 130V132L139 133V135H138V133L137 134H133V137L135 138H133L134 139V143H137V151H136V153H135V155L138 157V161L141 159H143V157H142V155L144 156V150H145V152L147 153V154H145L146 156H148L149 154H148V152L150 153L151 151H153V150H158V148L159 147H157V146H160V145H157L156 144V139L155 140H153L152 139V137L153 136H149V134H153L154 135V132L153 133H151V132H146V133H144V131H142ZM169 128L167 129L168 131L170 130ZM240 129H241V127H240ZM254 129V128H253ZM261 129V128H260ZM99 130V131H98ZM149 131H150V129H148ZM147 130V131H148ZM154 130V129H153ZM155 130H156V127H155ZM154 130V131H155ZM178 130V129H177ZM235 130V129H234ZM234 130L232 131V132H234ZM237 130H239V128H237L236 129V131L232 134L233 135V137L234 138H236L235 136H237V138L239 139V140H241V141H243V143H244V145L245 146H243L241 149H238V148H235L234 146V148H227V147H225V148H223V150H222V147H220V146H222V145H220V146H218V145H216L215 143H213V140H214V138H215V136H214V138H212V140H208V137L205 139V144H203L204 146H202V143H201V145H197V144H195V145H197V147L196 148H194L193 147V145H191L190 144V146H189V144H188V151L190 152V154H191V156L194 158V160L197 162L196 164L197 165H192V166H190V165H188V167L187 168H185V163H183L184 162V160L185 161H187V159L189 158L190 159V157H187L186 156V153H185V155H184V151H182V149H181V147H180V149L181 150H178L177 148H172L173 147V145H170V143L168 144L167 142V144L164 146L163 145V152H165V151H167V153L168 154H172V153H174V152H176L177 154L179 153V154H182V152H183V154L182 155H180L182 158L183 157H185V158H183V161H182V166L184 165V167H181L180 168V165H178V164H171L172 166H170V167H168L170 170L168 171V172H170L171 170H172V172L170 173V174H174L175 176H173V177H169L168 176V180H167V182L165 183V184H163L164 186L166 185V186H168L167 188L169 189V191L167 190V192H164V186L161 184L162 182H159L158 184V186L161 188H159L158 187V189L159 190H157V192L158 191H160V192H158V193H161V190H162V188H163V194L165 193V194H168V195H166V196H168V199H169V197H171L168 201H166L165 199H167V198H165L164 199V197H163V194H162V197L161 196H159L158 194H156V195H158L157 197L154 195V197L152 198V197H150V200L151 201H148L147 203L149 204H156V201H157V203H158V201H159V203L161 202V204L160 205H163V207H164V211L162 212V215H163V218H165V219H167L166 220V222H161V225H160V228L161 229H165V231H164V233L166 234V238H169V239H166V243L164 244V241L162 242V241H160L159 240V235H161L160 234V232H162V231H160V230H157L156 232H154V233H152V235L150 236V237H148L147 239V241H150V242H157L156 243V246H158V247H160L161 248V250L167 255H170L171 253H174V254H178V253H181L182 251L184 252V249H182V247H181V245H180V243H178L180 240H178L179 239V237L175 234V232H176V230L178 229V228H181V226H184L185 227V229H189V231L190 232H192L189 236L188 235H184L183 237L184 238H186V241H188L189 239H190V244H192V245H194V246H196V247H198V252H196L195 253V256L194 257H191V258H185L184 260H182V259H180V261H179V259H177L176 261H175V264H256V262L257 263H259V264H261V260L259 261H254L255 259L257 260V258L259 257V255L257 256V258H256V255L257 254H264V253H262L259 249V247L258 246H262L261 248H263V246H264V213H263V210H264V130L263 129H261V131H263V132H258V133H256V137L254 138V136H255V131H256V128L252 131H250V129H248L245 125H243V128L241 129V130H239L240 131V133H239V131H238V133L239 134H237ZM3 131H5V130H3L2 129V132ZM117 131V130H116ZM163 131V130H162ZM170 131H172V130H170ZM176 131V130H175ZM206 131V132H207ZM210 131V132H209ZM221 131V132H220ZM64 132L66 133V134H64ZM138 132V131H137ZM218 132V133H217ZM257 132V131H256ZM5 133V132H4ZM3 133V134H4ZM98 133V134H97ZM109 135H108V134ZM146 135V134H148L147 136H145L144 134ZM158 133H161L160 132V130H159V132ZM222 133V134H223ZM31 133H29V136H31L30 135ZM37 135L39 134V133H36ZM108 136H107V135ZM231 134V133H230ZM36 135V136H37ZM104 135H106V136H104ZM135 135V136H134ZM144 135V136H143ZM26 136V135H25ZM24 136V137H25ZM34 136V135H33ZM112 136H113V140H112ZM155 136V135H154ZM184 136V135H183ZM196 136V135H195ZM221 136V135H220ZM231 136V135H230ZM81 137V136H80ZM82 137H83V135H82ZM88 137V138H87ZM182 137V136H181ZM186 137V136H185ZM194 137V136H193ZM192 137V138H193ZM90 138H92V137H90ZM94 138V137H93ZM96 138V137H95ZM116 138V137H115ZM132 138V137H131ZM166 138V137H165ZM180 138V137H179ZM36 139H39V141H41L40 139V135L39 136H37L36 137ZM97 139V138H96ZM150 139H151V141H150ZM183 139V138H182ZM195 139V138H194ZM216 139V138H215ZM218 139V138H217ZM237 139V140H238ZM255 139V140H254ZM104 140V139H103ZM161 140H162V138H161ZM191 140V139H190ZM201 140H203V139H201ZM222 140V139H221ZM220 140V141H221ZM229 140V139H228ZM236 140V139H235ZM69 141H70V143L72 142V143H74V142H76L77 144H79V146H74V145H72V144H70L69 143ZM69 141H67V144H68V146H67V144H66V142H65V152H67V151H69L70 153L73 151V149H75L76 147L78 148V147H80V144L81 143H79L78 141H76V140H69ZM160 141V140H159ZM158 141V142H159ZM188 141V140H187ZM197 141H198V139H197ZM1 142H3V140L1 141ZM37 141H35V143H36ZM84 142H85V140H84ZM155 142V143H154ZM157 142V143H158ZM169 142V141H168ZM184 142V141H183ZM216 142V141H215ZM225 141H223V143H224ZM255 142V143H254ZM5 143V142H4ZM121 143V142H120ZM230 142H228V144H229ZM37 144H39V143H37ZM95 144V143H94ZM164 144H165V142H164ZM180 144V143H179ZM184 144V143H183ZM2 143H1V145H0V147H2ZM167 145H169V146H167ZM225 145V144H224ZM223 145V146H224ZM237 145V144H236ZM66 146H67V148H66ZM71 146V147H70ZM185 146V145H184ZM227 146V145H226ZM231 146V145H230ZM38 147V146H37ZM39 147H40V144H39ZM75 147V148H74ZM175 147V146H174ZM179 147V146H178ZM186 147V146H185ZM237 147V146H236ZM70 148V149H69ZM93 148H94V146H93ZM93 148H92V146L90 147V149L87 151V155H91L92 153H93ZM221 148V149H220ZM55 149H57V148H55ZM69 149V150H68ZM161 149V148H160ZM90 151H92V153L90 152ZM186 151V150H185ZM214 152L215 151V154L213 153V155H214V157L216 156V155H221V159L222 158H224L225 156H229V158H227L226 157V159H228V160H225V159H223V160H219V156L217 157H215L214 158V160L213 159H211L212 158V156L210 157V155L212 154L211 152ZM218 153H217V152ZM89 152H90V154H89ZM162 152V151H161ZM210 152V153H209ZM144 153V154H143ZM221 153H224V154H226L224 157H222L223 156V154H221ZM253 154V157L252 158H254L253 159V162H251V159H247V154ZM68 155H70V154H68ZM170 156H172V155H170ZM165 157H166V155H165ZM207 157H210V162L209 163H211V165L209 164L208 166L210 167L209 169H210V171H208V172H206V174H205V171H204V169H202L201 168V166L203 165L204 166V162L207 160ZM233 157L234 158H243V159H240V160H238L237 162L235 161V162H232V160H233ZM245 157V158H244ZM52 159H54V157H51ZM174 158V157H173ZM218 158V159H217ZM70 159H72V158H70ZM147 159V158H146ZM168 159V158H167ZM172 159V158H171ZM40 160L41 159H39V161H38V164H39V166L42 164V163H44V161L43 160H41L42 162L40 163ZM51 160V159H50ZM140 160V161H141ZM153 160V159H152ZM178 160V159H177ZM192 160V159H191ZM211 160H212V162H211ZM13 161L14 160H12V161H10L9 163L10 164H12V166L14 165V163H13ZM48 162H49V164L48 165H51L52 166V168H51V166H50V171H54L55 169V174H56V177H55V174H53V177H51V178H49L48 177V180H49V189L47 190V191H50V197L52 198V200H53V202L54 203H56V206H62V204H63V202H62V200L60 199V197H58V195L59 196H61L60 194H58V191L59 190H57L56 192L55 191H53V186L52 185H54L58 180H60V182H62V184H63V182L65 181V179L64 178H62V179H60L61 178V176L62 177H65L66 179L67 178H69L72 174H76V173H78L79 171H75V170H73V173L72 172H70V169H71V167H72V164H68V162L67 161H65V162H63L64 164H63V166L65 165L66 166V170L63 172V171H61V172H63L64 173V175L61 173H59L58 171H57V165L56 164H54V163H52V161L53 160H51V161H49V159L47 160ZM143 161V160H142ZM149 160L147 159V161H146V166L148 165V166H150L151 167V164H150V162H148ZM46 162V161H45ZM75 161H73V163H74ZM106 163L105 164H102V165H100V167H99V169L101 170V172L100 173H97V174H92V175H87V173L85 174V173H81V171L79 172V173H81V177L79 178L80 180H82V182H93V181H98V182H100L101 180H104L105 179V182H107V185H108V183H110V185L111 184H115V183H118V180L120 181V184H119V186L117 185V187L115 188V189H110V188H112V187H110V188H107V185H104V184H101V186L102 187H104L105 186V189H104V191L102 192V196L101 195H99V193H96L95 195H93V196H89V199L88 200H90V202H92L93 201V199L95 200V201H101L100 203H99V206H100V208H103L104 210H105V208L106 207H112L113 208V210H116V209H118V208H120V209H122V208H124V206L126 207V209H127V211H128V209H130L131 210V212L133 211V212H135L136 210H138V209H141V213H138V212H135V213H138V214H136L135 216H137L138 217V221L141 223V222H146V220H148V219H154V212H145L146 211V207L148 206V205H146V204H142V201H141V203H140V200L139 199H141V195H143L146 191H145V189L146 188H148V187H146L147 185H146V183L145 184H143L144 185V190L142 189L141 191H140V187H139V190L138 189H136V190H138L139 192H136L137 194H138V199H137V197H136V199L135 198H133L134 197V193H135V188H128L127 190H125L126 188H125V186L127 187H130L131 185H130V182H129V174H128V177L129 178H127V176H126V178H125V170L124 169H126V168H128V166L126 167V163H116V165L115 164H113V162L111 161V160H106L105 161ZM124 162V161H123ZM126 162V161H125ZM167 162V161H166ZM169 162V161H168ZM191 162V161H190ZM45 164H47V163H45ZM127 164H129V163H127ZM144 164V165H145ZM161 164L162 163H160V166H161ZM194 164V163H193ZM206 164H208V163H206ZM30 165V164H29ZM28 165V166H29ZM57 167H56V166ZM67 165H71L70 166V168H69V166H67ZM131 165V166H130ZM153 166H154V164H152ZM163 165H165V163L163 164ZM167 165H169V164H167ZM174 165V166H173ZM255 165H257V168L255 169V171H252L251 169H252V167L254 166L255 167ZM5 166H7V165H5ZM1 167L2 169H3V172L5 171L6 173L5 174H7V177H9L10 175H8V172H7V170L6 169H8V167H10L11 165H9L8 167ZM27 166V167H28ZM54 166V167H53ZM138 167H135L133 164H129V167H130V169H131V173L134 175V174H136L138 171H141V170H143V168L144 167H142L141 165H140V163L137 165ZM26 167V169L25 168H23V169H25L26 170V172L24 173V176H22L23 175V171H25V170H23L22 172H21V176L19 177L18 175H15L14 176V179L17 181V177H19V181L23 178V177H26L27 178V180H26V178L24 179L25 181H18L17 183H18V185H20V187H22V185H23V183L24 182H28L29 180H30V177L29 176H31L32 177V174H30V171L32 172L33 170H34V173L35 174H39L40 175V173L39 172H43V170L41 169V167H40V169L39 168H33V170H32V168L30 169L29 167L27 168ZM125 167V168H124ZM0 168V169H1ZM18 168V167H17ZM133 168V169H132ZM147 168V167H146ZM145 168V169H146ZM160 168V167H159ZM208 168V167H207ZM28 169V170H27ZM30 169V170H29ZM120 169V171L121 172H118V170ZM122 169V170H121ZM162 169V168H161ZM185 169V170H184ZM206 169V168H205ZM13 170V169H12ZM14 170H16V168L14 169ZM13 170V171H14ZM18 170V169H17ZM16 170V172L15 173H20V171L18 172ZM22 170V169H21ZM39 170V171H38ZM67 170H68V172H67ZM77 170V169H76ZM133 170V171H132ZM147 170V169H146ZM156 169H154L153 170V167H152V170H147V171H145L144 172V175H142V177L144 176V178H146V176H150L151 175V177L154 175V172H155V174H158L159 173V169H158V171L156 170ZM163 170H164V168H163ZM251 170V171H250ZM2 171V170H1ZM152 171H154V172H152ZM247 171H250L249 172V175L247 174ZM70 172V173H69ZM158 172V173H157ZM185 172V173H184ZM12 173V171L10 172V174ZM15 173H12V177H13V174H15ZM28 173V174H27ZM129 173V172H128ZM130 173V174H131ZM139 173H141V172H139ZM210 173V177H209V174ZM250 173H253L254 175H251ZM25 174H26V176H25ZM42 174V173H41ZM70 174V175H69ZM163 174V173H162ZM169 174V173H168ZM202 174H204L203 176H202ZM27 175H28V177H27ZM66 175V176H65ZM68 175H69V177H68ZM80 174H78V175H76L77 177L79 176ZM138 175H141V174H138ZM197 175H198V177H197ZM201 175V176H200ZM1 176H3V174L1 175L0 174V177ZM6 176V175H5ZM134 176H136V175H134ZM197 178H196V177ZM47 177V176H46ZM177 178V181L175 180L176 178ZM193 177V179H201V178H207L208 180L210 179V178H212V179H210L209 180V182L211 181L212 182V190L215 188L216 190L218 189H220L221 191H218L217 190V192H219V193H217V194H215V192L214 191H211V190H207V189H205L204 191H206L207 190V192L209 193V191H210V193H212V192H214L213 194H215V198L213 197V196H211V197H209V195H208V197H207V195L205 196L206 197V199L208 198V201H209V198H211L210 200H213V205H214V207H212L211 205V207L210 208H212L210 211H207L208 209H210L209 207H207L208 209H206L205 208V210H206V212L205 211H203V208H200L201 206H200V200H199V202H198V199H202L203 198V195H202V197H201V194H205V193H203L204 191L203 190H198V191H196L195 192V189H193V190H191V195H190V193L189 192H187L186 190L188 189V187L187 188H185L184 186H186V185H188L189 184V182H188V184L186 183L187 182V180H190L191 178ZM209 177V178H208ZM17 178V179H16ZM58 178V179H57ZM131 178H133L134 179V177L133 176H131ZM137 178V177H136ZM175 178V179H174ZM3 179L4 180H7V178H5V177H3V178H0V181L1 182H4L3 181ZM14 179H12V183L14 182L13 180ZM29 179V180H28ZM54 179V180H53ZM118 179V180H117ZM132 179V180H133ZM138 179H139V177H138ZM153 179V178H152ZM170 179H174L173 181H170ZM192 179V180H193ZM8 180H9V178H8ZM55 180H57V181H55ZM63 180V181H62ZM148 180V179H147ZM150 180V179H149ZM154 180V179H153ZM203 179H201L200 181H202ZM9 181H11V180H9ZM16 181H15V183H16ZM55 181V182H54ZM126 181H128L127 183H129V185H127V184H125L124 185V183ZM143 181V180H142ZM195 181V180H194ZM196 181H198V180H196ZM23 182V183H22ZM104 182V181H103ZM148 182V181H147ZM150 182V183H149ZM147 184L149 185V184H151V182L152 181H149ZM174 182V183H173ZM177 182V183H176ZM199 182V181H198ZM198 182H194V183H196V184H198ZM5 183V182H4ZM14 183V184H15ZM52 183V184H51ZM153 183V182H152ZM171 183H173V184H171ZM176 183V184H175ZM191 183V182H190ZM1 184H3V183H0V185ZM61 183L60 184H58V182H57V187L59 186V185H62ZM64 184H65V182H64ZM168 184H171V185H174V187L172 186L171 187V185H168ZM185 184V185H184ZM202 184H204V183H200V184H198V186L199 185H201L202 186ZM211 184V183H210ZM216 185V187H215V185ZM5 185V184H4ZM11 184H9V186H10ZM13 185V184H12ZM11 185V186H12ZM17 185V186H18ZM122 186V188L124 187V189L122 190V188H121V186ZM143 185L141 186L142 188H143ZM153 185V184H152ZM160 185H162V187L160 186ZM192 185V184H191ZM205 185V184H204ZM133 186V185H132ZM151 186V185H150ZM165 186V187H166ZM175 186H176V188H175ZM200 186V187H201ZM208 186H210V185H208ZM15 187V188H14ZM20 187H18V189H20ZM196 187H197V185H196ZM206 187V186H205ZM211 187H210V189H211ZM3 188V187H2ZM9 188V190L11 189V187H8ZM13 190H15L16 189V186L15 185H13ZM59 188V187H58ZM150 189H152V187H149ZM186 190H185V189ZM206 188H209V187H206ZM133 190L132 192H133V194H130V195H132L131 197H130V195L128 194L129 193V191L130 190ZM197 189H198V187H197ZM258 189V190H257ZM4 191H5V189H3ZM7 188H6V192L7 191H9ZM124 190L126 191V193H124ZM178 190V191H177ZM12 191V189L10 190V192ZM79 190H77V193H81L82 192V190H81V192L79 191ZM145 191V192H144ZM149 191V190H148ZM188 191H189V189H188ZM192 191H194V193L192 194ZM203 191V192H202ZM257 191H259V192H257ZM9 192V193H10ZM131 192V191H130ZM149 192H151V190L149 191ZM148 192V193H149ZM221 192H223V196H222V193ZM5 193V192H4ZM45 194H48L49 195V193H46V192H44ZM189 193V194H188ZM6 194H8V192L6 193ZM58 194V195H57ZM92 194H94V193H92ZM136 194V195H137ZM152 194H155V191L152 193L151 192V196H153ZM169 194L171 195V196H169ZM221 194V195H220ZM78 195V194H77ZM76 195V196H77ZM82 195V194H81ZM81 195H79L80 197H81ZM146 194H144V196H145ZM53 196H55L54 198H53ZM79 196H77V198L78 199H80V197ZM165 196V195H164ZM57 197L59 198V200L57 199ZM140 197V198H139ZM156 197V198H155ZM184 197H189V199H187V198H184ZM133 198V199H132ZM214 198V199H213ZM55 199H57V200H55ZM132 199V200H131ZM142 199L144 200V198L142 197ZM141 199V200H142ZM148 199V198H147ZM184 199H186L185 201H189V204L187 205V204H185V203H183V201H184ZM30 200L33 202V200H35V199H33V198H30ZM55 200V201H54ZM87 200V201H88ZM149 200V199H148ZM202 200H205V198H203ZM215 200V201H214ZM2 201H3V199H2ZM58 201H60V203H62V204H57L58 203ZM188 201H187V203H188ZM190 201H191V203H190ZM208 201H207V203H206V201H204V203L205 204H210V201H209V203H208ZM216 201H217V204H216ZM182 202V203H181ZM6 203H7V201H6ZM143 203H144V201H143ZM216 204V206H215V204ZM31 204H33V203H31ZM30 204V206H32ZM74 204V203H73ZM73 204H72V206H73ZM0 205H2V203H0ZM3 205H5V204H3ZM8 205V204H7ZM7 205H5L4 207L6 208V206ZM144 205L146 206L145 208H144ZM99 206H97V207H99ZM102 206H104V207H102ZM1 207V206H0ZM224 209H222V208ZM240 207V208H239ZM57 208V207H56ZM219 208H221L222 210H220L219 211ZM239 208V209H238ZM8 209V208H7ZM33 209L35 210V208L33 207ZM32 209V210H33ZM59 209V208H58ZM60 209H61V207H60ZM143 209H145V210H143ZM202 209V210H201ZM31 210V211H32ZM102 210V209H101ZM135 210V211H134ZM183 211L184 213H182L181 211ZM202 211V212H201ZM243 211H245L244 213H243ZM34 212H37V210L36 211H34ZM34 212H31V213H34ZM112 212H114V211H112ZM197 212V213H196ZM204 212V213H203ZM7 213V212H6ZM8 213H9V211H8ZM124 213H126V211L124 212ZM192 213H194V214H192ZM203 213V214H202ZM243 213V214H242ZM11 214V213H10ZM190 214V216H188V215ZM193 216H192V215ZM195 214H196V216L198 217V215L199 214H201L202 215V217H201V215L198 217V219H197V217H195L194 218V216H195ZM78 215V214H77ZM76 214H74V216L73 217H75V216H77ZM110 215V216H109ZM126 215H128L127 213H126ZM11 216H13L12 214H11ZM10 216V217H11ZM79 216V217H78ZM77 217H75V219L72 217H70L69 219H70V225H69V228H71V227H74V228H77L78 226L80 227V225L81 224H83L84 225V223H81V221H82V216L81 215H78ZM103 215H100V213L99 212H96V214H95V220L96 221H98L97 223L99 224V225H102V221L106 218V221H108V220H113V218H114V220H115V217L117 216V215H114L113 217H111L112 216V213H106V215H104V217L105 218H102L101 219V217H102ZM107 216V217H106ZM129 216V215H128ZM132 216H134V215H132ZM131 216V217H132ZM188 218H190V219H188ZM204 216V217H203ZM9 217V219H13L12 217L10 218ZM33 217H34V215H33ZM110 217V218H109ZM130 217V216H129ZM191 217H193V218H191ZM201 217V218H200ZM84 218L86 219V217L84 216ZM109 218V219H108ZM20 219V218H19ZM63 219V218H62ZM73 219V220H72ZM108 219V220H107ZM136 219V218H135ZM239 219V220H238ZM240 219H241V221H240ZM68 220V219H67ZM75 220V221H74ZM81 220V221H80ZM238 220V221H237ZM84 221V220H83ZM110 221H108L107 223H110ZM78 222H80V223H78ZM240 222V223H239ZM71 223H73V224H71ZM80 224V225H78V226H75V225H77V224ZM86 223V222H85ZM101 223V224H100ZM241 223L242 224H244V225H246V226H244L243 225V227H242V225H241ZM258 223V224H257ZM259 223L261 224V225H259ZM16 224V223H15ZM17 224H18V221H17ZM21 224V223H20ZM23 224V223H22ZM73 225V226H72ZM87 225V224H86ZM71 226V227H70ZM18 227V226H17ZM15 227L16 229H18V228H20L21 227V225H20V227ZM23 227V226H22ZM83 227V226H82ZM241 227L244 229H246V233L245 232H243V233H245V234H242V232H240L241 231ZM24 228V227H23ZM23 228H21L17 233H19L20 235H17V234H11L10 236H12L11 238H10V236L9 237H7L6 238V236H7V234L5 235V233H4V231L3 230H1L2 232H3V236H5V237H3V236H1L2 235V233H1V235H0V239H2V238H5V239H2V240H0L1 242L3 241V243L1 244V242H0V246H2V245H4L5 244V242L7 241V243H9L10 241H8L7 239H14V244H19L18 242L20 241V243H24V245H25V248H26V240H27V238H29V235H30V232L28 233L27 231H30L27 227L25 228V229H28V230H24ZM68 228V229H69ZM80 229H81V227H80ZM242 229V230H243ZM70 230V229H69ZM78 230V229H77ZM24 231V232H23ZM46 231V230H45ZM119 231V232H118ZM118 237H121L122 239L124 238H126V240H129V242L130 241H132V239L130 238V233L129 232H127L126 230H125V228L123 229V228H121L120 227V229H118ZM247 231L249 232L248 233V237H247ZM15 232V233H16ZM48 232V231H47ZM25 233H27L28 235V237L27 236H25L24 234ZM69 233V232H68ZM163 233V232H162ZM70 236H68V238L70 239V240H68V239H66V241L68 240V242H67V245L69 244V241H71L70 243H73L74 245H76L77 247L76 248H74L73 250H74V252H75V254L77 255V254H79L78 252H80V256H81V251L82 252H84V254H87V253H90V252H92L94 249L96 250V248H97V245H95L96 246V248H94L95 246H91V243H90V245H89V243L88 244H86V243H82V241H79L78 242V235H76V234H69ZM72 235V236H71ZM17 236V237H16ZM75 236V237H74ZM78 236V237H77ZM193 236H196V238H198V239H194L193 238ZM244 236H246V237H244ZM15 237V238H14ZM19 237V238H18ZM190 237V238H189ZM18 238V239H17ZM20 238H22V239H20ZM50 238H51V236H50ZM49 237L47 238V239H50ZM72 238H74V239H72ZM113 238V239H112ZM117 238V237H116ZM116 238H114V237H111V243H109L110 244V246H108V244L106 245L107 247H111V248H113V250L115 249H117V247L119 248L120 247V245H119V242L118 241H120L121 239H116ZM25 239V240H24ZM79 239H80V237H79ZM17 240H19V241H17ZM44 240H46V239H44ZM44 240H42V241H44ZM77 240V241H76ZM83 240V239H82ZM23 241V242H22ZM42 241H38V246L39 247H37V249H35V247L33 246V248H32V254L34 253V252H36L37 250H39L41 247L43 248V249H41V250H44V247H45V250L46 249H50L49 251H51L54 247H58V245L61 243H59L57 246H56V244L57 243H55L54 241L53 242H49V243H45V242H42ZM26 242V243H25ZM76 244H75V243ZM118 242V243H117ZM11 243V242H10ZM42 243V244H41ZM78 243V244H77ZM54 244H55V246H54ZM93 244V243H92ZM163 244H164V246H163ZM235 246H234V245ZM7 245V244H6ZM24 245L22 246V247H24ZM43 245V246H42ZM54 246V247H52V248H50V247H48V246ZM61 245V244H60ZM59 245V246H60ZM87 245H89V246H87ZM130 245V243L129 244H127V245H125L126 247H125V249L126 250H129L130 249V247L131 246H129ZM231 245H233V246H231ZM21 246V245H20ZM28 246V245H27ZM69 246H70V244H69ZM91 246V247H90ZM105 246V247H106ZM237 246V247H236ZM256 246V247H255ZM3 247H5V246H2V248ZM29 247H31V246H29ZM74 247V246H73ZM105 247H103L104 249H105ZM231 247L233 248V249H231ZM234 247H236V248H234ZM255 247V248H254ZM1 248V247H0ZM2 248L0 249V251L2 250ZM6 248V247H5ZM9 248V247H8ZM39 248V249H38ZM110 248V249H111ZM121 248H122V246H121ZM124 248V247H123ZM242 248H247L246 250L248 251H244L245 249H243V251L244 252H247V253H244V252H242ZM4 249V248H3ZM254 249V252H252V250ZM257 249V250H256ZM264 249V248H263ZM262 249V250H263ZM27 250V249H26ZM28 250H30V248H28ZM27 250V251H28ZM79 250V251H78ZM112 249H111V251H113ZM115 250L113 251L114 253H115ZM250 250V251H249ZM261 252H259V251ZM6 251V250H5ZM53 251H55V250H53ZM52 251V252H53ZM76 251H78L77 253H76ZM90 251V252H89ZM255 251L256 252H259V253H255ZM12 253V252H14V250L13 249H10V250H7V255H8V253ZM85 252H87V253H85ZM263 252H264V250H263ZM59 253H62V250L59 252ZM198 253V254H197ZM252 253H255L256 255H253ZM3 254V253H2ZM103 256H104V254L103 253H101ZM250 255H251V257H250ZM253 255V256H252ZM3 256H5V255H2V257ZM82 256H83V254H82ZM254 256H255V259L253 260V258H254ZM262 256V255H261ZM1 257V256H0ZM176 257H178V256H176ZM24 258H26V257H24ZM28 258V257H27ZM264 258V257H263ZM263 258H260V259H262L263 261H262V263L264 262V259ZM113 259V258H112ZM112 259H110V260H112ZM259 259V258H258ZM29 258H28V260H27V262H28V264H30L31 263V260H30V263H29ZM253 260V261H252ZM121 261H122V257H118L117 259H116V261H115V263H121ZM160 261L162 262V259H160ZM106 262H107V260H106ZM161 262H160V264H161ZM158 264V263H157Z\"/></svg>","mask_w":264,"mask_h":264}]
</instances>
